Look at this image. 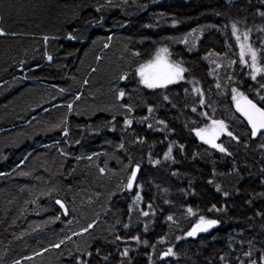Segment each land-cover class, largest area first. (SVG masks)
Listing matches in <instances>:
<instances>
[{
  "label": "trees",
  "instance_id": "obj_1",
  "mask_svg": "<svg viewBox=\"0 0 264 264\" xmlns=\"http://www.w3.org/2000/svg\"><path fill=\"white\" fill-rule=\"evenodd\" d=\"M261 13L264 0H0V264H264V135L233 99L264 108L248 51L264 69ZM162 47L183 79L148 88L138 69ZM214 120L224 152L197 135ZM201 217L217 223L188 237Z\"/></svg>",
  "mask_w": 264,
  "mask_h": 264
},
{
  "label": "snow or ice",
  "instance_id": "obj_2",
  "mask_svg": "<svg viewBox=\"0 0 264 264\" xmlns=\"http://www.w3.org/2000/svg\"><path fill=\"white\" fill-rule=\"evenodd\" d=\"M264 15V13H261ZM233 34L235 35L237 32L236 25H233ZM0 35H4L2 31H0ZM247 34H245L244 39L247 40ZM47 39V38H45ZM69 40L74 39L71 35L68 37ZM236 39L239 41L240 36H236ZM245 45L241 44V60H244L245 52H244ZM248 51L251 53V60H252V68H253V75L252 79H256V73H259L261 71H264V69H261L257 66V55L255 51H252V49L249 47ZM161 52L166 53L167 49H162ZM51 57H49V60ZM184 69L179 67V65H170L165 61L161 60L160 54H157V58L155 61L150 62L147 65H143L139 69V75L141 77V82L149 88L153 87H162L166 86L167 83L175 82L177 79H182V73ZM198 91V90H197ZM235 92V89L233 90ZM241 96V99L243 100V104L240 103V101H237V110L240 111L248 120V123L252 127V135L255 136L258 132L261 130H264V108L258 107L257 104L253 103L252 100H249L247 97H244L242 94H239ZM120 96L123 97L124 93L121 92ZM78 99V97H77ZM233 99L236 100L237 97L233 96ZM264 99V97H262ZM71 108V105L68 106ZM195 110V109H194ZM130 123V121H129ZM227 130V126L224 124L223 121H213V127L211 130H200L197 132V135L201 137L202 140H204L205 143L211 144L213 148H218L219 151L224 152L225 149L222 145L216 144L215 140L218 138L219 134L221 132H225ZM210 131V136L208 135ZM229 136H232L231 132H227ZM206 136L208 138H206ZM235 139V137H233ZM171 153V148H169V153L166 154L165 159L169 158V154ZM158 163V161H157ZM135 179V172L132 173V177L129 180L128 186H132V181ZM139 199V197H138ZM59 204L60 201H57ZM61 207L63 205L61 204ZM189 212L192 210L189 209ZM144 215H147V213H144ZM171 219V217H169ZM217 223L216 220H205L203 217L200 218V222L196 225V227L193 229L192 232H189L188 235L192 236L195 234L196 231H207L209 228L215 226ZM56 247H59V245H56ZM171 254V249H169V253ZM125 255H127V251H125Z\"/></svg>",
  "mask_w": 264,
  "mask_h": 264
},
{
  "label": "water",
  "instance_id": "obj_3",
  "mask_svg": "<svg viewBox=\"0 0 264 264\" xmlns=\"http://www.w3.org/2000/svg\"><path fill=\"white\" fill-rule=\"evenodd\" d=\"M252 102H253V101H252ZM240 103L243 104V100L240 101ZM253 103H255V102H253ZM255 104H256V103H255ZM235 105H236V108H237V103H236ZM257 106L260 107L258 104H257ZM239 113H240L241 117L244 119L246 125L248 126V129H249L250 133H252V127H251V125L248 123L247 118H246V117H245L240 111H239ZM261 135H264V130H261V131L258 132L255 136H253V135L251 134V138H252V140H255V139H257L258 137H260ZM133 172H135V179L132 181V186L129 187V186H128V184H129V180H130V178L132 177V173H133ZM139 173H140V168H139L138 166H135V167L132 169L131 175H130V177H129L127 183H126V191H127L128 193H132V192H134L135 189L137 188V186H138V180H139ZM62 209H63V210L65 211V213H66V210H65L64 206L62 207ZM199 222H200V221H199ZM199 222H197V223L191 228V230H190L189 232H192L193 229L196 227V225H197ZM213 228H214V226L211 227V228H209L207 231L212 230ZM189 232H188V233H189ZM204 232H206V231H196L194 235H192V236H189V235H188V237L191 238V237H193V236L199 235V234L204 233ZM168 255H169V254H168L167 252L163 253V254L161 255V257H160V260H161V261L166 260L167 257H168Z\"/></svg>",
  "mask_w": 264,
  "mask_h": 264
},
{
  "label": "rangeland",
  "instance_id": "obj_4",
  "mask_svg": "<svg viewBox=\"0 0 264 264\" xmlns=\"http://www.w3.org/2000/svg\"><path fill=\"white\" fill-rule=\"evenodd\" d=\"M236 1V0H235ZM241 44H243V43H239V48H240V53H241ZM162 49H167V48H165V47H162V48H160L158 51H157V53L154 55V57L150 60V61H148V62H146L145 64H143V65H147V64H149L150 62H153V61H155L156 60V58H157V54L159 53L160 54V57H161V60L162 61H165V62H167L168 64H170V65H179V64H177L176 62H174L173 60H172V58H171V54H170V51L167 49V52L166 53H164V52H161V50ZM246 51V49H244V52ZM245 56H246V53H245ZM245 56H244V58H245ZM250 56H251V53H250ZM142 65V66H143ZM141 66V67H142ZM140 67V68H141ZM179 67H181V68H183L181 65H179ZM139 68V69H140ZM139 69H138V74H139ZM183 74H184V71H183V73H182V77H183ZM139 77H140V75H139ZM140 79H141V77H140ZM183 79V78H182ZM182 79H177V80H175V82H172V83H167L166 84V86H168V85H172V84H175V83H178L179 81H181ZM144 85V84H143ZM166 86H162V87H166ZM149 88V87H148ZM155 88H161V87H153L152 89H155ZM234 96H236L237 97V99L234 101L235 103H237V101H242V99H241V96L239 95V94H235ZM212 127H213V122H211L209 125H207L206 126V128H204V130H211L212 129ZM226 132V131H225ZM225 132H221L220 134H219V136H221V134H223V133H225ZM210 131H209V133H208V135L210 136ZM218 136V137H219ZM200 137V136H199ZM206 138H208L207 136H206ZM200 139H201V137H200ZM202 140V139H201ZM203 142H204V140H202ZM216 141V140H215ZM139 188H140V185H138L137 186V188H136V190H135V192H134V197L135 198H137L138 196H139Z\"/></svg>",
  "mask_w": 264,
  "mask_h": 264
}]
</instances>
